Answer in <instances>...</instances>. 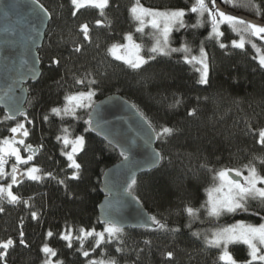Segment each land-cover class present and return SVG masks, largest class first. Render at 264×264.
Masks as SVG:
<instances>
[{
    "label": "trees",
    "instance_id": "trees-1",
    "mask_svg": "<svg viewBox=\"0 0 264 264\" xmlns=\"http://www.w3.org/2000/svg\"><path fill=\"white\" fill-rule=\"evenodd\" d=\"M133 1L109 0L101 16L94 7L75 11L70 0H39L51 13V19L38 51L41 76L28 85L27 120L33 123L23 119L29 131L24 140L39 149L34 159L43 179L26 180L13 190L22 201L29 200L27 205L0 201L4 209L0 212V241H14L5 257L6 264H43L45 254L41 248L45 243L57 253L52 261L63 264H87V260L94 258H115L117 264H225L219 260L220 252L205 244V232L237 221L258 225L264 218V204L252 199L247 203V212L225 213L218 219L207 217L201 208L207 200L205 189L214 183L209 168H238L253 156L264 157V145L259 143V130L264 129V68L254 59L251 44L246 43L244 49L233 48L231 41L239 36L227 24L220 26L224 35L218 42L210 36L207 14L203 26L190 27L197 21V14L187 11L194 0H139L154 9L186 10L184 22L188 27L173 29L170 46L179 48L186 44L191 54L197 55L202 45L209 60L208 82L198 83L200 66L186 63L183 52L157 56L141 70H133L107 53L108 47L120 43L125 33L135 32L129 13ZM255 2L264 9V0ZM235 10L257 17L253 11ZM257 18L264 20V15ZM97 20L103 23L96 25ZM85 23L89 26L90 41H85L80 32V25ZM252 39L264 51V44ZM220 42L228 47L220 48ZM76 44L83 46L80 53L73 52ZM54 59L59 63H53ZM76 79L85 82L77 84ZM89 80L95 82L89 85ZM89 88L95 92V102L109 94L121 95L156 132L161 126L175 130L170 136L157 138L156 148L163 157L160 165L139 175L129 191L151 216L166 223L168 229L179 231L156 227L125 229L119 240L105 242L86 258L76 251L79 241L74 240L72 248H68L61 233L69 227L73 235L81 227L96 231L104 228L97 220V205L102 199L101 176L122 157L89 132L87 109L76 111L78 119H62L50 110L61 107L67 94L87 92ZM175 99L181 103L170 107ZM192 109L195 114L189 115ZM5 117L0 109V139L7 136L13 123ZM64 127L69 128L70 137L85 138L84 149L76 155L81 165L78 179L70 178L73 169L62 155V142L56 139ZM257 169L264 175V165L257 163ZM48 172L52 177L44 175ZM59 180L64 183H58ZM185 205L200 209L199 218L190 220L183 211ZM32 212L37 213L35 219ZM189 224L191 227H187ZM21 231L27 247L19 244ZM49 231L53 233L51 237L46 235ZM197 231L200 236L192 235ZM93 244L94 238H88L84 250H90ZM117 247L122 251L117 252ZM229 250L238 264L249 260L246 246L234 245ZM167 252H172L173 257L169 258Z\"/></svg>",
    "mask_w": 264,
    "mask_h": 264
},
{
    "label": "snow or ice",
    "instance_id": "snow-or-ice-1",
    "mask_svg": "<svg viewBox=\"0 0 264 264\" xmlns=\"http://www.w3.org/2000/svg\"><path fill=\"white\" fill-rule=\"evenodd\" d=\"M39 5V10L44 14V17L50 18L51 13L48 12L42 4H39V0H36ZM72 5L76 9H81L86 6L94 7L100 10V15L104 16V9L108 7L109 0H71ZM225 5H231L233 9H245L253 11L257 17L264 15V9H261L260 5L255 2V0H223ZM188 12L197 14V21L195 24L190 25L192 28L203 26V17L207 14L208 20L211 24L210 36H213L219 42V38L224 35L221 31L220 26L222 24H227L230 29L235 32L239 39H234L231 41V46L233 48L244 49L245 44H251L252 48L255 49L258 54L254 59H258L260 67L264 68V54H261V48L254 42L252 38H257L258 40L264 41V20L257 21L255 19H249L241 15L233 14L227 9H222V7L217 3V0H194L191 8L187 10ZM129 13L133 20L139 22V26L136 28L137 32L144 31V19L145 17H150V23L153 29L156 30V34L152 36L153 43L150 48H148V55L144 56L141 54V49L143 45L136 43L132 33H125L122 39L126 43H113L108 49L107 53L111 54L116 60L123 61L129 68L133 70H141L142 67L149 63V61L155 60L157 56H169L175 52H183V59L186 63H199L201 68L200 79L198 83L206 84L208 82V63H207V53L205 52L203 46L201 45L199 50V56L192 55V50L186 44L181 45L180 48H172L169 44V36L174 28L177 30L179 28L188 27L184 22V17L186 15L185 9H172V10H154L144 8L143 5L139 3V0H135L133 5L129 8ZM74 16L76 12L72 13ZM106 19V18H105ZM103 21H95L96 25H101ZM108 24L111 21L107 22ZM80 32L82 33L83 39L85 41H90L89 26L87 23L80 25ZM220 48H227L228 45L224 43H219ZM82 45L76 44L73 48L74 53H80L82 51ZM53 63H59L58 60H53ZM85 81L83 79H76L77 84H83ZM95 81L89 80L88 84H92ZM95 92L89 88L87 92H76L67 94L65 96V103L61 107H53L50 112L56 116L63 119L65 116H72L74 118H79L76 116L77 108H93L92 97ZM181 103L180 99H175L174 102L169 105L170 107H175ZM195 109L189 111V115L195 114ZM12 115L6 116L5 119H14L17 115H22L27 120V113L23 112L19 107H14L11 109ZM91 116V113H89ZM141 116L143 114L141 113ZM44 120H48V115L44 116ZM146 120V118H145ZM29 124L33 123L31 120H27ZM89 126L93 125L92 119L87 121ZM151 127V125L149 124ZM98 127V126H97ZM87 131V129H85ZM155 133L156 138L167 137L173 134L175 131L173 128L168 126H161L158 132L152 129ZM12 134L11 137H4L0 139V179L4 177H10V182L7 184H0V201L7 199L8 203L16 204L23 202L28 204L29 200H21V197L14 194L12 191L13 185L19 184L20 181L17 179L18 176H27L30 180L39 181L43 179L41 175V169L33 165L32 167L26 168L24 172L20 171V165H27L30 161L34 159L38 148L33 147L30 144H25L23 138L17 139L16 134L21 133L22 137H28L29 131L25 128L24 122H17L14 127L9 129ZM71 133L69 128H62V135L56 137L57 141L62 142V155L66 156L68 161V167L73 169L72 179H78L81 169V165L76 160V155L80 153L85 147V138L83 135L75 136L70 138ZM259 143L264 145V129L259 130ZM23 145L24 151L28 152L27 157H22L20 154V148L16 145ZM71 146V150H67L68 146ZM42 147V145H41ZM121 155L128 159L126 150L121 151ZM8 157H15V163L11 166V172H6L5 165L8 163ZM163 157L159 153L153 154V164L159 162ZM257 163L264 165V157L253 156L248 163L241 165L238 168H219L212 169L209 168L208 171L213 173V185L205 189L207 193V200L201 204V208L205 209L207 217L218 219L221 215L225 213H236L238 211L247 212V203L249 199L258 200L261 204H264V175H261L257 169ZM203 167L207 168V165ZM245 171L247 175H245ZM234 174V175H233ZM48 177H52V173H44ZM58 183L63 184V180H59ZM132 183H135L133 177ZM131 189V184L128 185ZM30 199V198H29ZM4 209L0 207V212ZM183 211L189 216L190 220L198 219V213L200 209L193 208L190 205H185ZM258 215V213H256ZM32 218L37 217L36 212L31 213ZM264 220V218H262ZM149 221L151 224H149ZM104 228L101 231H96L95 228L85 229L83 227L79 228L78 234L73 235V229L71 227L67 228L65 232L61 233V238L67 241V247L72 248L73 241H79L80 247L76 249L84 257H89L90 252H95L97 248L105 242H112L113 240H119L120 235L124 231V225L115 217H105ZM155 226L158 230L172 231L173 233L179 231V229H168L166 223L158 220L155 216H147L144 224L141 226ZM191 227V224L187 225ZM51 237L53 233L49 231L46 234ZM192 235L200 236L199 231L193 232ZM94 238L93 247L90 250H84L85 241L88 238ZM204 242L206 245L216 248H222V252L219 256V260L224 261L225 264H237V261L233 258L231 253L228 251V245L232 243H243L248 247L249 260L245 264H254V262H259V264H264V222L253 225L246 224L243 221H237L235 224L216 227L210 229L204 234ZM145 243H150L145 241ZM19 244L26 245L24 239V233L21 231L19 233ZM14 241L12 238L6 241H0V261H4L6 264L5 257L7 256L8 249L13 247ZM41 251L45 254V260L43 264H63L62 261H52V257L56 256L57 253L52 249L47 243H45ZM117 252L122 251L120 247L116 248ZM166 255L169 258L173 257L172 252H167ZM103 257V251L101 253ZM87 264H117L115 258L109 259H89Z\"/></svg>",
    "mask_w": 264,
    "mask_h": 264
},
{
    "label": "water",
    "instance_id": "water-1",
    "mask_svg": "<svg viewBox=\"0 0 264 264\" xmlns=\"http://www.w3.org/2000/svg\"><path fill=\"white\" fill-rule=\"evenodd\" d=\"M217 3L233 14L263 20L230 8L223 0H217ZM50 19L44 17L36 0H0V109L5 116L12 115L11 109L14 107L28 112V85L37 82L41 76L38 51L44 42ZM93 106L87 115V121H93L92 126L88 124L89 132L116 149L120 155L122 150H126L128 157L125 160L121 155L119 161L102 173L99 188L102 199L97 205L98 223L104 225L105 217H115L124 225V230L155 227L141 226L151 215L128 187L133 177L136 179L141 174L151 172L161 163V160L155 164L152 162L153 154H160L152 126L133 104L118 94L107 95L94 102ZM22 117L17 115L8 120L14 122ZM16 137L24 139L21 133ZM17 179L21 181L22 177L18 176Z\"/></svg>",
    "mask_w": 264,
    "mask_h": 264
},
{
    "label": "rangeland",
    "instance_id": "rangeland-1",
    "mask_svg": "<svg viewBox=\"0 0 264 264\" xmlns=\"http://www.w3.org/2000/svg\"><path fill=\"white\" fill-rule=\"evenodd\" d=\"M71 1V0H70ZM135 1H133L132 2V4H131V6L133 5V3H134ZM140 3V2H139ZM141 4V3H140ZM142 5V4H141ZM86 7H90V6H86ZM143 7L144 8H148V9H154V8H150V7H147V6H145V5H143ZM85 8V7H84ZM73 9L75 10V11H77L78 9H76L74 6H73ZM154 10H161V11H164V9H154ZM166 10H172V9H166ZM131 20L133 21V22H135V32L134 33H132V35H133V38H134V40H135V42L136 43H139V44H141V45H143V47H142V49H141V54L142 55H144V56H146L147 54H148V48H150L151 47V45H152V43H153V40H152V36L153 35H155L156 34V30L155 29H153L152 28V26H151V23H150V17H145V19H144V31L141 33V32H137L136 31V28L139 26V22H137V21H135V20H133L132 19V17H131ZM174 29H176V28H174ZM170 35H171V33H170ZM261 41V40H260ZM170 36H169V44H170ZM263 44H264V41H261ZM120 43H126V41H124V40H122ZM171 45V44H170ZM171 47V46H170ZM172 48H174V47H172ZM180 48V47H179ZM254 52H255V56H257L258 54L256 53V51H255V49H254ZM261 54H264V51L261 49ZM111 55V54H110ZM112 56V55H111ZM196 56H199V53L196 55ZM113 57V56H112ZM114 58V57H113ZM257 61H258V59H256ZM121 62H123V61H121ZM259 62V61H258ZM124 63V62H123ZM207 63H208V66H209V60H208V57H207ZM197 64H199V63H197ZM199 66H200V68H201V65L199 64ZM199 68V69H200ZM76 92H82V90L80 91V90H78V91H76ZM76 92H73V93H76ZM83 92H86V91H83ZM95 101H93L92 100V104L94 103ZM65 103V102H64ZM64 103H63V105H64ZM62 105V106H63ZM82 109H87V110H89V108H77L76 109V111H79V110H82ZM17 122H24V124H25V121H24V119L23 118H20V119H18V120H16V121H14L13 123H12V125H11V127H14L15 125H16V123ZM10 127V128H11ZM18 134V133H17ZM11 133L8 131V133H7V136L6 137H11ZM70 138H74V137H70ZM25 144H26V142H25ZM17 147H19L20 148V154H21V156L22 157H27V155H29V153L28 152H26V151H24V146L23 145H19V144H17L16 145ZM67 150H71V146L69 145L68 146V148H67ZM66 157V156H65ZM13 163H15V157H8V163L5 165V170H6V172H11V166H12V164ZM33 165H35V159H33L32 161H30L27 165H20V171L21 172H24L25 170H26V168H28V167H32ZM36 166V165H35ZM38 167V166H37ZM245 175H247V172L245 171V173H244ZM38 175H41V173L39 172L38 173ZM26 180H30L26 175L25 176H23V180L19 183V184H16V185H13V187H12V191L13 190H15L16 188H17V186H19L20 184H22L24 181H26ZM10 182V177H4L3 179H0V184H7V183H9ZM207 194V193H206ZM6 200V199H5ZM5 200H3V201H5ZM250 200V199H249ZM229 214H232V213H229ZM262 222H264V220H262ZM261 222V223H262ZM236 222H234V223H231V224H229V225H232V224H235ZM246 224H248V223H246ZM222 226H227V225H217V226H215V228L216 227H222ZM234 245H244V246H246V248L248 249V247H247V245H245V244H243V243H232V244H229L228 245V251L230 252V248L232 247V246H234ZM214 248H216V247H214ZM219 252H220V254H221V252H222V248H216ZM219 254V255H220ZM249 259H250V257H249ZM221 262H224V261H221ZM225 263V262H224ZM238 264V263H237ZM240 264V263H239ZM243 264H245V262L243 263ZM254 264H259V262H254Z\"/></svg>",
    "mask_w": 264,
    "mask_h": 264
},
{
    "label": "bare ground",
    "instance_id": "bare-ground-1",
    "mask_svg": "<svg viewBox=\"0 0 264 264\" xmlns=\"http://www.w3.org/2000/svg\"><path fill=\"white\" fill-rule=\"evenodd\" d=\"M175 48V47H174ZM109 95H111V94H109ZM119 95V94H118ZM121 96V95H120ZM87 115H88V113L86 114V121H87ZM87 127H88V123H87ZM153 128V127H152ZM154 129V128H153Z\"/></svg>",
    "mask_w": 264,
    "mask_h": 264
},
{
    "label": "flooded vegetation",
    "instance_id": "flooded-vegetation-1",
    "mask_svg": "<svg viewBox=\"0 0 264 264\" xmlns=\"http://www.w3.org/2000/svg\"><path fill=\"white\" fill-rule=\"evenodd\" d=\"M134 1H135V0H134ZM24 141H25V140H24ZM22 180H23V177H22ZM22 180H21V181H22ZM21 181H20V182H21Z\"/></svg>",
    "mask_w": 264,
    "mask_h": 264
}]
</instances>
